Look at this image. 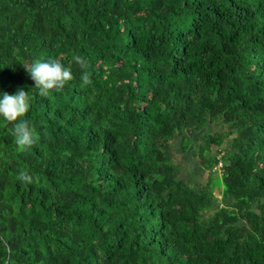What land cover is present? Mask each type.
Listing matches in <instances>:
<instances>
[{"label": "trees", "instance_id": "obj_1", "mask_svg": "<svg viewBox=\"0 0 264 264\" xmlns=\"http://www.w3.org/2000/svg\"><path fill=\"white\" fill-rule=\"evenodd\" d=\"M49 58L74 79L42 97ZM18 88L40 139L0 118V264H264V0H0Z\"/></svg>", "mask_w": 264, "mask_h": 264}, {"label": "clouds", "instance_id": "obj_2", "mask_svg": "<svg viewBox=\"0 0 264 264\" xmlns=\"http://www.w3.org/2000/svg\"><path fill=\"white\" fill-rule=\"evenodd\" d=\"M74 62L81 68H87L85 58L74 56ZM27 74L34 81L38 94L47 97L51 92L60 91L69 81L74 79L70 67L64 66L60 60L49 58L46 62L39 59L23 66ZM91 73L82 72L81 86L91 85ZM31 99L28 91L18 88L14 94L0 92V118L6 125H12L14 143L19 151H24L38 142L40 136L35 134L27 120L21 119L30 110ZM221 166V165H220ZM18 179L32 182V177L20 170Z\"/></svg>", "mask_w": 264, "mask_h": 264}, {"label": "rangeland", "instance_id": "obj_3", "mask_svg": "<svg viewBox=\"0 0 264 264\" xmlns=\"http://www.w3.org/2000/svg\"><path fill=\"white\" fill-rule=\"evenodd\" d=\"M215 131V130H222L224 128L220 127L219 125L216 126L215 124H210L209 126V130ZM193 138V136H192ZM180 140H175L174 148H175V153H174V158L176 159V161H178L182 167V170L180 172V176H184L187 177L188 179H191L193 177L190 176V174L193 172L195 173V178L193 182H198V180H200V183H204L205 182V177H206V172L205 171H198L197 166L195 167L194 162L192 159L190 158V154L189 152L183 151L180 148ZM198 171V172H196ZM191 178H190V177ZM216 196H219V191L216 190Z\"/></svg>", "mask_w": 264, "mask_h": 264}, {"label": "built area", "instance_id": "obj_4", "mask_svg": "<svg viewBox=\"0 0 264 264\" xmlns=\"http://www.w3.org/2000/svg\"><path fill=\"white\" fill-rule=\"evenodd\" d=\"M220 165H221V163L218 164V166H220Z\"/></svg>", "mask_w": 264, "mask_h": 264}]
</instances>
